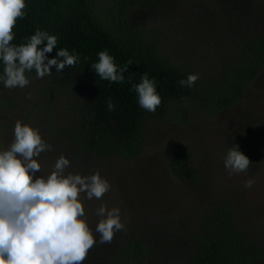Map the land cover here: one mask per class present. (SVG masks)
Wrapping results in <instances>:
<instances>
[{"label":"rangeland","instance_id":"1","mask_svg":"<svg viewBox=\"0 0 264 264\" xmlns=\"http://www.w3.org/2000/svg\"><path fill=\"white\" fill-rule=\"evenodd\" d=\"M129 20L148 37H158L167 60L187 62L196 72H204L219 64L218 47L213 44L216 46L220 36L226 38L219 46L227 54L230 38L235 39L241 28H264V0H145L133 8ZM26 75L30 83L22 89H8L0 82V149L12 143L17 120L39 131L40 127H47L44 106L39 103L44 98L37 94V88L47 81V76L39 79L35 71ZM81 90L79 100L86 102L87 89L82 86ZM58 93V106L53 108L61 113L67 95ZM6 98L13 104H3ZM241 99L234 107L213 116L195 107L184 112L186 121L147 119L142 133L146 146L131 161L112 156L105 164L98 165L89 163L81 154L83 162H79L77 169L71 163L73 156L66 157L59 143L42 137L52 147L38 158L42 171L37 175L50 174L56 160L63 155L70 161L66 174L91 175L99 171L111 185L102 199L83 201L87 221L97 240L83 264H100L103 257L115 253L120 240L135 233L149 238L148 264L186 261L192 254L191 234L218 204H228L246 235L264 249V74L251 82ZM68 123V117L63 115L59 128ZM246 132L255 138L250 166L246 172L230 175L224 166L227 148L239 137L246 142ZM239 148L249 155L242 146ZM178 151L191 152L192 169L199 172L196 178L189 175L184 181L171 173L170 155ZM249 179L254 183L247 188L245 182ZM101 204L108 209L120 208L125 225L114 234L111 243H99V234L95 233L101 219L96 210Z\"/></svg>","mask_w":264,"mask_h":264},{"label":"trees","instance_id":"2","mask_svg":"<svg viewBox=\"0 0 264 264\" xmlns=\"http://www.w3.org/2000/svg\"><path fill=\"white\" fill-rule=\"evenodd\" d=\"M143 2L26 0L25 16L18 19L14 28V45L26 43L40 29L57 37V46L48 54L49 58H54L61 48L79 57L74 67H66L62 72H56L53 67L47 81L37 88V94L44 98L39 103L44 106L47 125L40 127V134L59 143L66 157L73 156L71 163L77 169L79 162H83L81 154L89 163L98 165L105 164L112 156L131 161L146 146L142 133L147 119L178 123V120L186 121L184 112L195 107L210 116L216 115L237 105L251 82L264 74V28H241L235 39L230 38L227 54L219 46L226 38L220 36L216 46L213 44L218 47L219 64L196 72L190 63L167 60L158 37H148L130 23L133 8ZM104 50L115 58L119 67L127 65L129 60L133 62L124 73L123 83L102 80L91 68L98 62L97 54ZM2 69L0 62V73ZM144 73L155 79L161 96L162 102L154 113L139 106L137 93L132 90ZM189 74H199V79L192 87L181 86L179 81ZM82 86L87 89L86 102L79 100ZM58 91L67 95L61 113L53 108L58 106ZM53 94L56 95L52 98ZM109 98L114 103L113 111L108 110ZM49 101L51 105L47 104ZM3 104L10 105L13 101L6 98ZM63 115L69 123L59 128ZM250 132L245 133L247 139L242 136L247 144L239 137L227 150L238 146L241 151L242 146L249 153L245 155L251 157L255 138ZM192 162L189 151L172 153L171 173L184 181L189 175L196 178L199 172L192 169ZM226 205H216L191 234L192 254L188 259L171 264H264L262 245L246 235L236 221L237 214ZM148 239L135 233L120 240L115 253L103 257L100 264H148L151 253Z\"/></svg>","mask_w":264,"mask_h":264},{"label":"clouds","instance_id":"3","mask_svg":"<svg viewBox=\"0 0 264 264\" xmlns=\"http://www.w3.org/2000/svg\"><path fill=\"white\" fill-rule=\"evenodd\" d=\"M26 0H0V62L3 64L0 82L8 89L24 88L30 80L26 73H36L42 79L52 73L74 67L78 55L66 48L50 53L57 46V37L37 29L26 43L14 45V28L25 16ZM98 62L91 68L100 79L114 83L125 81L124 73L133 62L119 67L107 50L100 51ZM129 79H131L129 77ZM199 74H189L179 81L192 87ZM142 109L155 112L161 104L155 79L144 73L140 82L132 85ZM108 110H114L109 98ZM38 128L20 120L15 122L14 139L6 149H0V264H83L97 243L85 215L84 200L102 199L111 185L96 171L91 175L67 173L70 161L61 155L47 176L38 161L41 153L51 150ZM249 158L238 149H229L224 166L232 173L246 172ZM254 180L245 182L250 188ZM101 217L95 227L99 243H111L114 234L124 229L121 210L101 204L96 210Z\"/></svg>","mask_w":264,"mask_h":264}]
</instances>
